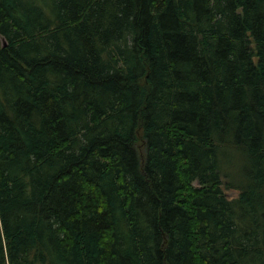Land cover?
Returning a JSON list of instances; mask_svg holds the SVG:
<instances>
[{
	"label": "trees",
	"instance_id": "trees-1",
	"mask_svg": "<svg viewBox=\"0 0 264 264\" xmlns=\"http://www.w3.org/2000/svg\"><path fill=\"white\" fill-rule=\"evenodd\" d=\"M0 264H264V0H0Z\"/></svg>",
	"mask_w": 264,
	"mask_h": 264
},
{
	"label": "rangeland",
	"instance_id": "rangeland-1",
	"mask_svg": "<svg viewBox=\"0 0 264 264\" xmlns=\"http://www.w3.org/2000/svg\"><path fill=\"white\" fill-rule=\"evenodd\" d=\"M143 145L141 146V148L143 149ZM198 185V183H197ZM223 190L226 192V194L228 195V197H237L239 195V190H235V189H229L226 188L225 186H223Z\"/></svg>",
	"mask_w": 264,
	"mask_h": 264
},
{
	"label": "water",
	"instance_id": "water-1",
	"mask_svg": "<svg viewBox=\"0 0 264 264\" xmlns=\"http://www.w3.org/2000/svg\"><path fill=\"white\" fill-rule=\"evenodd\" d=\"M2 40H3V42H4V45H6V41H5V39H4V38H2Z\"/></svg>",
	"mask_w": 264,
	"mask_h": 264
}]
</instances>
